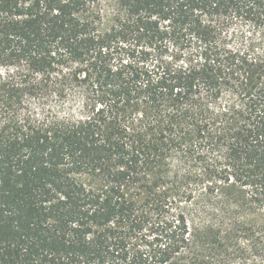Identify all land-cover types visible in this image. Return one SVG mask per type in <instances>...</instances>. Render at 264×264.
<instances>
[{
  "label": "trees",
  "instance_id": "obj_1",
  "mask_svg": "<svg viewBox=\"0 0 264 264\" xmlns=\"http://www.w3.org/2000/svg\"><path fill=\"white\" fill-rule=\"evenodd\" d=\"M0 264H264V0H0Z\"/></svg>",
  "mask_w": 264,
  "mask_h": 264
}]
</instances>
